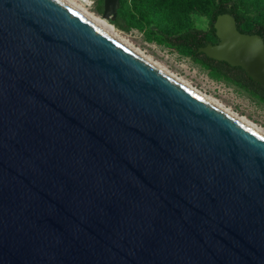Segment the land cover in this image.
Listing matches in <instances>:
<instances>
[{
	"label": "water",
	"instance_id": "obj_1",
	"mask_svg": "<svg viewBox=\"0 0 264 264\" xmlns=\"http://www.w3.org/2000/svg\"><path fill=\"white\" fill-rule=\"evenodd\" d=\"M213 28L264 86L263 39ZM0 264H264V136L70 0H0Z\"/></svg>",
	"mask_w": 264,
	"mask_h": 264
},
{
	"label": "rangeland",
	"instance_id": "obj_2",
	"mask_svg": "<svg viewBox=\"0 0 264 264\" xmlns=\"http://www.w3.org/2000/svg\"><path fill=\"white\" fill-rule=\"evenodd\" d=\"M72 1L101 18V13L96 10L98 0ZM120 3L118 12L130 20L129 30H119L110 20L107 21L132 48L149 57L177 80L264 133V102L237 85L215 77L191 59L188 49L167 46L153 37L152 32L156 29L169 35L189 27L208 31L213 10L208 0H120ZM243 14L246 17L244 29L248 30L259 20L264 21V5L258 8L249 6Z\"/></svg>",
	"mask_w": 264,
	"mask_h": 264
},
{
	"label": "trees",
	"instance_id": "obj_3",
	"mask_svg": "<svg viewBox=\"0 0 264 264\" xmlns=\"http://www.w3.org/2000/svg\"><path fill=\"white\" fill-rule=\"evenodd\" d=\"M102 1L103 0H98L96 4V10L99 13H102ZM208 1L213 6L208 31L189 27L184 31L169 35L159 29H156L152 32L154 39L160 43H164L165 45L173 48L188 49L190 51L191 59L194 62L200 64L203 68L209 70V72H211L215 77L223 78L237 85L238 87L244 89L260 101L264 102V86L249 78L242 68L238 66H230L224 61L215 60L198 51L200 47H203L209 43L215 44L218 42V38L216 37L215 30L213 28V23L216 17L221 14H229L233 16L236 21L237 30L239 32L246 34H257L264 41V21L259 20L256 25L246 30L244 29L246 17L243 14L249 6H253L255 8L263 6L264 0ZM120 7L121 3L119 0V8ZM111 22L119 30H129L130 20L120 14V12L118 11L114 20Z\"/></svg>",
	"mask_w": 264,
	"mask_h": 264
},
{
	"label": "bare ground",
	"instance_id": "obj_4",
	"mask_svg": "<svg viewBox=\"0 0 264 264\" xmlns=\"http://www.w3.org/2000/svg\"><path fill=\"white\" fill-rule=\"evenodd\" d=\"M71 2H73L72 0H70ZM75 5H77L78 7H80L81 9H83L79 4H76L75 2H73ZM85 12H87L85 9H83ZM88 13V12H87ZM90 16H92L95 20H97L100 24H102L104 27H106L108 30H110L112 33H114L118 38H120L123 42H125L129 47H131L127 41L121 36V34L115 29V27L113 25H111L106 19L104 18H100V17H96L90 13H88ZM132 48V47H131ZM134 51H136L138 54H140L142 57H144L146 60H148L149 62H151L153 65L157 66L158 68H160L161 70H163L164 72H166L163 68H161L160 66H158L156 63L152 62L149 57H145L142 53H140L139 51H137V49L135 50L134 48H132ZM167 74H169L168 72H166ZM170 76H172L171 74H169ZM173 78H175L174 76H172ZM176 79V78H175ZM177 80V79H176ZM179 82H181L182 84H184L185 86H187L188 88H190L191 90H193L191 87H189L187 84L183 83L182 81L178 80ZM194 92H196L198 95H200L201 97H203L204 99H206L207 101L211 102L212 104H214L215 106H217L218 108H220L221 110L225 111L227 114L233 116L234 118H236L237 120H239L240 122H242L243 124L247 125L248 127L252 128L253 130L257 131L258 133L262 134L264 136V133L261 132L260 130L256 129L255 127H253L252 125H250L247 121H245L244 119L239 118L237 115L231 113L230 111L224 109L222 106L218 105V103L212 101L211 99L201 95L199 92L193 90Z\"/></svg>",
	"mask_w": 264,
	"mask_h": 264
}]
</instances>
